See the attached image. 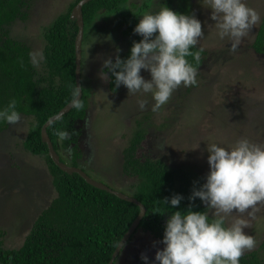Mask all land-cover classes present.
Instances as JSON below:
<instances>
[{"label": "rangeland", "instance_id": "obj_1", "mask_svg": "<svg viewBox=\"0 0 264 264\" xmlns=\"http://www.w3.org/2000/svg\"><path fill=\"white\" fill-rule=\"evenodd\" d=\"M73 1L32 0L26 11L28 18L16 20L9 26L10 36L28 44L31 52H43V33L68 11ZM144 1L155 6L150 3L152 7L139 12ZM245 2L256 9L261 18L234 52L230 51L231 39L220 38L216 22L211 19L212 9L203 4L204 0H125L120 13L100 12L85 25L82 45L84 92L91 95L90 101L92 98L95 101H91L93 116H101L107 109L113 113L106 119L89 118L84 122L86 134L80 142L84 158L81 164L92 160L88 168H84L92 178L110 186L114 183L116 186L113 187L122 191L131 190L130 184L136 179L121 174L119 165L122 151L129 144L126 136L137 127L136 118L148 128L144 142L137 147V157L142 160L160 158L173 167L189 165L188 169L195 173L208 174L210 171L207 144L231 148L241 138L264 144V54L252 47L264 16V0ZM165 6L182 14H194L202 22L204 36L198 46L204 50V62L197 68L198 83L191 86L192 92H186L188 87L182 85L167 104L153 112L155 101L151 92L130 94L124 85H120L111 96L108 88L111 72L105 70L107 81L101 79L99 73L109 57L113 62L117 54L123 60L130 57L133 38L129 36L127 25L132 23L136 27L143 14L156 13ZM141 75L146 80L151 79L149 70L142 69ZM140 100L147 101L144 109L139 106ZM137 112L136 118H129ZM125 115L131 120L124 122L129 129L123 130V135L116 133L110 138V132L119 126L118 121ZM21 116L19 124H9L0 133V230L5 248H16L23 243L35 219L56 196L54 176L49 172L45 156L34 154L24 146L34 118ZM70 151L71 148L63 153L68 155ZM63 161L72 165L66 158ZM258 207L254 217L244 214L249 221V227L244 231L257 241L256 247L246 253L258 250L264 256V250L260 248L264 241V205ZM208 214L214 217V210L210 208ZM238 215L234 212L227 221L230 223ZM153 237L151 232L139 229L129 241L133 242L122 252L118 264H139L136 256L142 253L148 256L159 246ZM130 256L133 258L128 261Z\"/></svg>", "mask_w": 264, "mask_h": 264}, {"label": "trees", "instance_id": "obj_2", "mask_svg": "<svg viewBox=\"0 0 264 264\" xmlns=\"http://www.w3.org/2000/svg\"><path fill=\"white\" fill-rule=\"evenodd\" d=\"M27 1L0 0V111L15 100L16 111L21 115L33 116L34 122H31L24 146L34 154L45 156L49 172L54 176L56 196L35 219L31 231L19 247L5 248L0 230V264H107L119 241L139 214L140 207L87 183L78 173L68 174L61 170L48 155V145L41 137L43 124L72 100L73 89L76 87L75 39L78 25L70 15L80 0L73 1L68 11L60 15L43 33L42 70L33 66L28 45L10 37L7 29L16 19H25L23 7ZM123 1L87 2L83 6L85 25L100 12H121ZM148 3L144 1L139 6V12L147 10ZM134 28L130 23L129 32ZM252 47L256 52L264 54V16ZM199 48L197 45L192 51ZM203 54L204 50L199 63L193 57L187 59L199 68ZM112 77L114 82L115 78ZM113 82L111 85H114ZM81 101L84 107H73L54 121L48 127V134L62 161L66 158L72 165L84 169L88 168L92 160L81 164L83 156L80 148L72 146L68 155L63 153L64 150L68 152L72 142H76L75 136L79 133H76V126L81 127L77 119L84 115L86 96ZM8 125L6 120L0 119L1 131ZM59 131L69 133V138L61 140L57 135ZM143 138L144 133L140 130L127 148L123 155V173L137 176V182L130 186L129 194L140 200L147 209L136 232L139 229L151 230L155 238L163 239L165 232L161 231L165 216H171L174 211L185 212L189 208L207 212L209 208L200 198L189 199L194 188L206 182L207 174L201 171L195 173L188 169L189 165L173 167L160 158L146 157L141 160L136 156V149ZM177 194L182 195L183 199L177 207L172 208L170 199ZM165 198H168L169 204L164 202ZM160 246L165 245L161 242ZM260 248L264 250V241ZM121 254L113 264H118ZM136 258L140 264L141 254ZM150 263L159 264L154 257ZM240 264H264V256L254 250L244 254Z\"/></svg>", "mask_w": 264, "mask_h": 264}, {"label": "clouds", "instance_id": "obj_3", "mask_svg": "<svg viewBox=\"0 0 264 264\" xmlns=\"http://www.w3.org/2000/svg\"><path fill=\"white\" fill-rule=\"evenodd\" d=\"M203 4L212 9L211 19L216 22L220 38L231 39L233 52L261 18L245 0H204ZM134 32L143 39L133 43L130 57L123 60L117 54L115 62L109 57L99 76L107 81L106 71H110L115 86L124 85L130 94L151 92L155 101L151 110L158 112L182 85L191 87L198 83L197 68L187 58L193 57L197 63L201 60L203 48L192 49L204 36L202 22L194 14H182L165 6L156 13L143 14ZM29 55L33 66L39 67L43 52L33 50ZM142 69L150 71V80L141 75ZM80 94L81 87L76 85L72 102L77 109L84 107ZM138 103L144 109L147 101ZM16 107L17 102L12 100L0 111V119L19 124L22 116ZM57 135L61 140L69 138L66 131ZM207 151L210 171L206 182L194 188L189 199L200 198L214 210V217L207 214L209 209L206 213L191 208L174 211L166 223L162 241L165 247L157 250L162 247L158 246L150 253L159 264H240L243 255L256 247L255 238L244 231L249 227L244 214L254 217L258 206L264 205V144L241 138L231 148L207 144ZM182 199V195H174L170 199L172 208ZM164 202L169 204L168 198ZM234 212L239 215L229 223L227 217ZM132 235L125 249L133 242H129ZM151 256L142 253L141 259L150 262Z\"/></svg>", "mask_w": 264, "mask_h": 264}, {"label": "water", "instance_id": "obj_4", "mask_svg": "<svg viewBox=\"0 0 264 264\" xmlns=\"http://www.w3.org/2000/svg\"><path fill=\"white\" fill-rule=\"evenodd\" d=\"M91 0H80L72 9L70 17L76 21L78 25V32L75 39V53H76V85L81 87V94L79 96V99L81 100L83 96V87H82V45H83V38H84V32H85V20H84V14H83V6ZM73 102L72 100L66 104L58 113L51 116L46 120V122L43 124L41 129V137L42 141L48 145V155L52 158L53 162L64 172H67L68 174L78 173L80 174L87 183L102 189L106 190L112 194L117 195L119 198L127 200L129 202L135 203L140 207L139 214L134 219V221L131 223L130 227L124 234V236L121 238L118 246L116 247L111 260L107 264H113L115 259L119 256L120 252L125 250V245L127 244L130 236L135 232L136 228L138 227L141 219L145 216L146 213V207L145 205L139 201L136 197L129 195L121 190H118L116 188L111 187L110 185L98 181L94 178H92L82 167L75 166V165H69L61 160L60 154L56 151L54 148V144L52 142L51 137L48 134V127L56 120L61 118L64 114L71 111L73 108Z\"/></svg>", "mask_w": 264, "mask_h": 264}, {"label": "flooded vegetation", "instance_id": "obj_5", "mask_svg": "<svg viewBox=\"0 0 264 264\" xmlns=\"http://www.w3.org/2000/svg\"><path fill=\"white\" fill-rule=\"evenodd\" d=\"M31 2H32V0H28L26 3H25V6L23 7V10H24V14H25V19H21V18H18V19H16V20H26V18H28L27 16H28V13L26 12V11H28L29 9H30V7H31ZM150 3L153 5L154 3H152V2H150L149 1V3H148V9H149V6H151L150 5ZM155 5H153V7H154ZM152 7V6H151ZM155 11H157V10H155ZM120 13V12H119ZM137 15V14H136ZM15 20V21H16ZM14 21V22H15ZM14 22H12V23H14ZM12 23H10V25H12ZM10 25H8L7 26V29H8V33H9V26ZM127 27L129 28V24L127 25ZM128 28H126V29H128ZM132 33V31L131 32H129V36H132V45H133V43L134 42H138V39H140V40H142V36L141 35H139V34H137V33H135L134 35L133 34H131ZM9 36H10V34H9ZM11 37V36H10ZM14 39V38H13ZM16 40V39H15ZM28 45V44H27ZM30 52H31V50H30ZM43 61H44V59L40 62V64H39V67H37V68H39V70H42L43 69ZM203 62H204V59L202 60V64H203ZM201 64V65H202ZM201 65H200V67H201ZM109 76H110V78H109V83H108V88L110 89V91H109V93H110V95L111 96H113V93H116L117 91H118V89H119V87L117 88L116 86H115V83L113 82V75L112 74H109ZM82 79V78H81ZM111 82H113L114 83V85H111ZM82 87H83V83H82ZM186 92H192V87H188L187 89H186ZM85 92H84V87H83V94H84ZM84 96H86V100H87V104H86V107H85V109H84V115L82 116V117H80V118H78L77 119V121L79 122V124H81V127L79 128V127H77L76 126V133L79 131V133H77L76 134V136H75V138H76V142H72V144H71V146L68 148V151H69V149L72 147V146H77L78 148H80L81 150H82V147H81V145H80V142H81V140H82V138H83V136L86 134V132H85V129H84V122L85 121H89V118L91 119V120H95L96 118H103V119H106V118H109V117H111L112 116V112H110L109 111V109H107V111L103 114V115H101V116H97V114L95 115V116H93V114H91L92 112H93V108H92V105L93 104H91V101H94V99L92 98L91 99V101H90V98H91V95H84ZM84 96H82V98H84ZM82 98H81V100H82ZM95 102V101H94ZM138 114H139V112H137V114H132V115H130L129 116V118H136L137 116H138ZM128 115H125V116H122V118L118 121V124H119V126L118 127H116V128H114V130H112L111 132H110V134H109V136H110V138L112 137V138H114V134H120V135H123L122 134V131L123 130H127V129H129V127L126 125V124H124V122H126V121H131L128 117H127ZM139 122V123H138ZM9 124V123H8ZM2 126H4V125H2ZM136 128H132V130H131V134L128 136H126V137H129V144L123 149V151H122V154H121V160H122V162H121V164L119 165V169L121 168V174H124L123 172H124V170H123V155L126 153V150H127V148L129 147V145L131 144V142H132V140L135 138V136H136V134L141 130L143 133H144V138L148 135L147 134V132H148V128L146 127V126H144V124L142 123V120H139V119H137L136 118ZM5 129V128H4ZM4 129H2V131L4 130ZM1 130H0V133L2 132ZM104 133V130H102V132H101V134H103ZM144 138L142 139V141L138 144V146L139 145H141L143 142H144ZM111 141V140H110ZM117 152H119L118 151V149L116 150ZM136 153H137V149H136ZM82 156H83V153H82ZM137 156H138V154H137ZM82 159H84L83 157H82ZM141 159V158H140ZM142 160V159H141ZM120 174V173H119ZM124 175H126V174H124ZM130 176V175H129ZM130 177H134L136 180L135 181H133V182H135V183H133V184H130V185H135L136 184V182H137V176H134V175H131ZM112 183V182H111ZM113 184V186H116L114 183H112ZM113 186H111V187H113ZM113 188H115V187H113ZM117 189V188H116ZM118 190H121V189H118ZM124 191H125V193H127V194H129L130 193V190L129 189H123ZM122 191V190H121ZM123 191V192H124ZM130 195V194H129ZM203 204H205V203H203ZM170 218V216L169 215H167V216H165L164 217V219L162 220V224L164 225V227H163V230L161 231V232H165V227H166V223H167V221H168V219ZM210 220L212 219V218H209ZM145 232V231H144ZM148 232H152L151 230H149ZM153 235V234H152ZM164 235H165V233H164ZM154 236V235H153ZM154 239H156L157 240V242L159 243V246H160V243L162 242L161 240H163L162 238H155V237H153ZM132 239V238H131ZM160 249H163V248H159L158 250H160ZM150 256H151V254H149ZM128 258H130L128 261H130L133 257L132 256H130V257H128ZM127 258V259H128ZM151 259H150V261L152 260V256L150 257ZM127 261V260H126ZM127 261V262H128ZM142 262H145L144 260H142ZM145 264H151L150 262H146Z\"/></svg>", "mask_w": 264, "mask_h": 264}]
</instances>
